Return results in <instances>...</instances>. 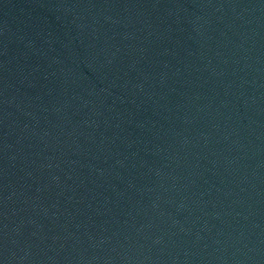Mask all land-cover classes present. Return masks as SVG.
Masks as SVG:
<instances>
[{
	"label": "water",
	"instance_id": "obj_1",
	"mask_svg": "<svg viewBox=\"0 0 264 264\" xmlns=\"http://www.w3.org/2000/svg\"><path fill=\"white\" fill-rule=\"evenodd\" d=\"M0 264H264V0H0Z\"/></svg>",
	"mask_w": 264,
	"mask_h": 264
}]
</instances>
